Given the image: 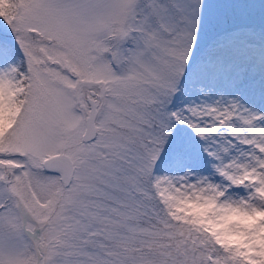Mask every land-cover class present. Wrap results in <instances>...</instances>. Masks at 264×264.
Returning <instances> with one entry per match:
<instances>
[{"label":"snow or ice","instance_id":"6c2138e0","mask_svg":"<svg viewBox=\"0 0 264 264\" xmlns=\"http://www.w3.org/2000/svg\"><path fill=\"white\" fill-rule=\"evenodd\" d=\"M0 264H264V0H0Z\"/></svg>","mask_w":264,"mask_h":264}]
</instances>
